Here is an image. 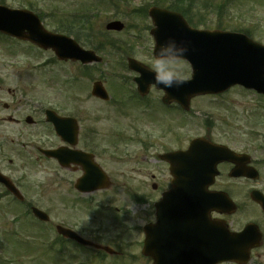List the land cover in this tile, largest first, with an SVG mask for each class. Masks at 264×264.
<instances>
[{
    "label": "flooded vegetation",
    "instance_id": "obj_1",
    "mask_svg": "<svg viewBox=\"0 0 264 264\" xmlns=\"http://www.w3.org/2000/svg\"><path fill=\"white\" fill-rule=\"evenodd\" d=\"M131 1L69 0L70 19L72 29L76 33V40L79 39L78 42L84 49H91L102 57L105 65L108 63L106 60L108 52H120L126 61L128 57L138 59V50L143 46L146 48L149 43L153 42L152 36H150L153 25L149 10L145 9V5L131 7ZM165 1L159 0L158 6L164 7ZM194 1L202 5L167 9L181 14L184 21L195 29L217 28L221 25L218 23V12L211 5H205L212 1ZM99 11L110 14L107 17L96 16L94 13ZM103 18L105 20H102ZM114 21L122 22L125 30L103 32L102 26L105 27ZM122 35L125 37L117 39ZM0 39L8 38L0 34ZM95 39L97 42L92 46L91 43H94ZM49 54L53 55L52 52ZM39 56L26 53L0 57V173L6 177L10 188H12L11 192L0 182V221L23 223L37 220L33 209L37 208L43 211L45 192H43L44 182L42 181L41 167L43 163H46L52 172V175H49L52 177L51 181L59 187H66V190L60 195L59 212L62 210L73 212L79 206L86 209L85 221L80 222L79 219L73 217L71 221L60 220L53 227L56 230L57 226L61 224L86 236L92 234V237L96 238L94 244L99 249L96 247L85 248L70 241L68 245L79 247L81 254H92V260L96 264H106L113 258L117 259L120 264H124L126 261L153 264L152 258L146 256L145 227L149 225L153 230L154 241L153 248L149 252L155 255L159 264H190L201 261L205 259V256L201 255L204 251V247L201 246L204 245L203 235L209 229V219L213 227L224 230V226L227 225L232 232L237 233L249 224L255 228L258 227L262 233L263 241L260 248L251 252L250 264H261V262L255 263L254 261L261 258L264 250V210L262 205L253 199V192H259L262 195L260 197H264V96L255 91L244 92L241 90V97L244 94L252 96L251 103H245L244 97L239 100L238 108L241 109L234 114L238 122L237 124L235 122L234 125L230 123V116H226L227 121H222L217 118V114L216 120L222 122L220 124L222 129L227 130L223 133L209 134L216 126L213 122L206 124V129L210 131L200 137H205L207 141L219 146H226L231 152L228 153L225 163L218 165L220 175L215 178L213 185L208 189V195L212 201L210 207L207 208L206 197L203 196L200 198L201 207L193 210L184 206L189 204V201L184 199L182 202L173 201L170 205L166 203L161 206L164 194L172 189L171 184L174 178L172 175L173 165L164 160L163 156L188 148L177 131L183 125V110L177 104L165 106L162 101L163 91L152 88L146 98H141L137 91L135 93L126 91L114 93L111 91L112 86L109 82L102 80L106 90L111 93V99L110 101L96 100L119 116H125L129 112L135 113L136 121L145 124L142 131L137 129L126 137L122 133L116 132L115 136L110 133L113 135L109 142V146L112 148H118L119 144L116 141L119 139L121 144L127 141V143L139 145L145 149L144 156H135L129 160L136 166L134 168L136 172L142 169L137 168L139 164L147 166V181L129 186L126 192L123 191L124 184L122 182L119 186L122 189V194L126 195L132 203L134 202L137 208L135 212L137 236L129 238L123 236L128 223L124 210L120 207H116L114 210L101 208L106 202L100 198L97 206L93 208L92 197L97 195L104 197L116 184L106 168L102 167L99 162V151L102 146L97 142L99 132L96 129L90 130L84 135L81 128L77 146V150L82 153L91 154L92 160L95 162L96 169L93 170L96 174L94 176L96 181L91 185L82 182V179L87 175L85 168L89 163V158L86 156H76L79 161L77 164L62 167L59 159H48L42 155L43 149L52 151L65 148V153H71L69 151H73V149L56 136L55 128L48 122L47 113L52 108L34 102L33 91L36 87L34 83L37 82L33 79L43 76L41 72L49 65L41 63L33 65V59L37 61L40 59ZM59 63L70 64L79 70L85 67L91 69L100 66L98 64L84 66L81 62L69 61L65 63L58 60ZM135 77H124V79L118 80L124 82V89L127 87V91H132V87L136 90ZM208 98L217 100L215 96ZM196 100L198 99L192 101V105ZM63 108L59 112L55 110L56 114L69 117L65 112L67 109ZM214 108L230 112L226 102L216 103ZM241 119L242 125H240ZM40 127L46 130L49 140L40 141ZM160 145H163L161 149ZM61 159L66 162L70 160L67 157ZM236 170L247 175L236 178L231 176V174L235 175ZM118 172L120 173V170ZM121 176L122 173H120ZM132 183H134L133 180ZM107 184L111 185L108 190L97 189L94 193L84 194L79 190V187L82 189L97 188L105 187ZM220 192L227 193L235 206L227 207L222 211L217 209L213 204L215 203L213 199L216 198L215 193ZM232 209L234 212H228ZM109 224L115 226L118 231L115 236L106 238L102 229L105 226L108 227ZM59 245L60 256L65 261L66 245ZM104 248H109L115 253H109L110 251L108 252Z\"/></svg>",
    "mask_w": 264,
    "mask_h": 264
},
{
    "label": "rangeland",
    "instance_id": "obj_2",
    "mask_svg": "<svg viewBox=\"0 0 264 264\" xmlns=\"http://www.w3.org/2000/svg\"><path fill=\"white\" fill-rule=\"evenodd\" d=\"M216 1V8L218 5L223 3L222 0ZM7 4L11 8H19L21 5V8L27 9H30L29 5H32V10L43 16V19L45 20L44 24L49 30H52V26L56 25L54 24L53 18L59 8L64 11L70 10L69 0H8ZM142 4L143 0H132L130 5L131 7H137ZM107 15L108 13L105 16ZM225 15V27H223L225 30H252L251 32L255 36V40L264 44V0H235V2L229 7L228 11H225ZM105 16L103 15V17ZM102 20L105 19L103 18ZM103 27L104 26H102V28ZM103 30H105V28H103ZM122 37L125 36H119L117 39H122ZM150 46L151 44L148 46L149 50L151 48ZM143 47L138 50V59H141L143 62L150 65L151 55L149 52H146V48ZM6 48V44H0V57H4V55L25 54L22 52L23 48L20 46L15 45L16 49L13 48L15 50L12 51L15 54H9ZM25 50L26 53H30L32 55L43 53L40 50L36 51V49L32 46H30V49L25 48ZM106 55L108 63L103 65L100 70L101 73L103 72L102 78H105L106 81L112 83L113 78L115 79L118 77L121 78L132 75L123 66L125 59H123L122 54L112 52ZM42 58L45 60L48 57L43 56ZM35 62L37 61H32L33 65ZM50 69L54 70L57 74L48 72L49 74L45 77L39 76L38 78L35 77L33 79L37 82L34 83L36 85L35 90L33 91V97L35 99L34 102L36 104L44 103L45 105H51L57 108H61V106H63L67 109L66 111L68 115H73L79 120L82 133H86V131L90 129H96L99 132L97 142L100 146H102L99 151V162L102 167L106 168L117 186L114 184L104 197L100 195L92 197L94 199L93 201L98 202L100 198L101 200H104L106 204L109 202V205L112 207H120L124 210L123 212H126L127 221L128 224H130L128 226H135L137 224V220L135 219V212L137 211V208L135 207L134 202L132 203L126 195L122 194V189H120L119 186L120 182H122L124 184L123 191L126 192L129 189V186L137 184L138 182L141 183L147 181V166L145 164H139L137 168L142 169L139 170V172H136L134 171L136 166L130 163L129 160V158L135 156H144L145 149L139 145L137 146L127 143V141L121 144L119 139L116 141L119 144L118 146L116 145L118 148H112L109 146V142L116 132L122 133L126 137L127 135H131L132 132L137 129L142 131L145 124L139 123L140 121H136L137 115H135V113L129 112V114H126L125 116H119V114L113 113V111L107 109L102 103L95 101V99L91 96V89L93 81L98 79L100 75H96L92 81L85 78H78L74 81V77L76 78L80 75L78 68L69 65L65 66L64 69L60 66H52ZM185 69V77H187L190 75V69L187 67ZM120 84L121 83L118 82L113 84L111 91L114 93H124L125 89ZM225 96L228 98L230 104L229 113H227L225 109L219 110L209 107L213 110L206 115L205 112L192 115L197 118V121L193 120L191 117L187 120V122L183 121L182 127H180L177 131L179 132V135L182 136L185 146L188 145V141L191 140V138L206 135L210 131L206 129V121L212 120L216 126L209 132V134H220L227 131L225 128L222 129L220 125L222 122H218L216 120L217 114V118L219 120L227 121L228 119H226V116H230V123L234 125L236 122L237 124L238 122L234 117V114L241 109L238 108L239 100L244 97L245 103H251L252 99V96L248 94H244L241 97L240 94H238V89L232 90L231 93H228ZM207 99L208 98L200 99L195 102V105L201 108V106L205 105L209 101ZM212 113H214V115H211ZM242 124L243 122L241 119L240 125ZM39 138L40 141H43V139L49 140L46 130L42 127H40L39 130ZM162 144L165 145L166 143ZM163 145L159 146L160 149ZM119 170L120 173H122L121 177L118 172ZM42 171V181L44 182L43 192H45L43 207L48 213H50L51 223L55 224L62 219L64 221L66 219L71 221L73 217L79 219L80 222L85 221L86 209H83V207L79 206L77 210H74L73 212H70L69 210H62L59 212V206H61L60 195L63 194L66 187H59L56 183L51 181L52 177L49 175H52V172L48 164L42 165ZM132 180L134 183H132ZM43 227L44 226L35 222L10 224L8 222L0 221V264H61L58 256L57 245L55 249H53L54 251L44 248L46 245L48 246L49 243L55 242L58 235L50 229L51 226H45V228ZM103 228L104 229H102V231L104 232L106 238L115 236L118 231V229L112 224ZM13 233L14 235L12 237ZM133 233L134 232H131L127 235V237H136L137 235ZM73 249L74 248L72 246H67L66 248V264H96L92 260V255H78L75 259H72L71 256L77 254V252ZM75 249H78V247H75ZM113 260L114 263L111 262V264H120L117 259ZM254 262H261V264H264V250L262 251L261 258L255 260ZM124 264L136 263L133 261H126Z\"/></svg>",
    "mask_w": 264,
    "mask_h": 264
},
{
    "label": "water",
    "instance_id": "obj_3",
    "mask_svg": "<svg viewBox=\"0 0 264 264\" xmlns=\"http://www.w3.org/2000/svg\"><path fill=\"white\" fill-rule=\"evenodd\" d=\"M151 15L156 20L164 14L161 10L153 9ZM171 15L176 17V15ZM108 28L109 30L115 29L118 31L123 29L119 23H112ZM182 29L166 27L165 29L158 28L154 30L155 47L162 45L169 37L190 40L192 42V50L189 52L186 61H189L191 67H193L192 79L185 81L180 87L164 88L163 85L156 86L154 73L136 60H130V69L136 70L141 74V77L137 80L138 91L143 96L149 92L151 85H155L156 88L165 90L166 95L163 100L166 104L177 102L185 110H188L191 98L200 95L221 94V92H225L235 85L245 86L252 90L255 89L264 94V45L253 42L242 34L196 32L187 25ZM0 31L22 40H29L45 50L52 49L61 59L68 60L70 58L82 60L86 63H91L93 60L100 61L96 57L90 58L93 53L81 50L70 38L58 34L55 35L45 30L38 17L26 10L12 11L3 6L0 7ZM93 93L101 99L108 98L107 92H105L101 84L95 85ZM67 122L69 124L72 121L65 119L54 121L58 135L64 139H68L71 136L74 138L73 144H76L78 126L73 121L69 132ZM191 142L192 144L187 151L171 155L173 160L180 161L181 164L184 162L186 167L185 169L182 167L181 174L179 168H173L172 174L175 179L172 185L174 187L172 191L165 194V200L170 201L176 195L186 193V191L181 189L183 184L205 183L204 188L195 189L194 191L207 192L208 187L219 174L217 165L222 161L221 158H218V156L213 158L211 166L206 164L201 166L206 158L205 155L208 148L203 140L197 139ZM210 147L213 149L212 146ZM52 154L54 153L49 152V157H52ZM171 157L165 156L164 158L170 160ZM198 166L202 169L198 170ZM257 200L263 204L260 198ZM224 202L222 200L221 205ZM38 216L43 221L48 220V217L44 214H38ZM209 225L211 226L210 223ZM224 230L222 233L214 234L210 232L208 235L210 250L207 251V255L210 258L207 259L205 264H217L220 261L229 260L239 264H247L251 260V250L258 248L261 244V233L258 230L254 234L250 233V227L239 234L230 233L227 227H224ZM59 233L77 242L90 244L70 230L59 229Z\"/></svg>",
    "mask_w": 264,
    "mask_h": 264
},
{
    "label": "clouds",
    "instance_id": "obj_4",
    "mask_svg": "<svg viewBox=\"0 0 264 264\" xmlns=\"http://www.w3.org/2000/svg\"><path fill=\"white\" fill-rule=\"evenodd\" d=\"M192 50L187 39L169 37L152 53L150 70L154 73L155 85L164 88L180 87L185 83L186 59Z\"/></svg>",
    "mask_w": 264,
    "mask_h": 264
},
{
    "label": "trees",
    "instance_id": "obj_5",
    "mask_svg": "<svg viewBox=\"0 0 264 264\" xmlns=\"http://www.w3.org/2000/svg\"><path fill=\"white\" fill-rule=\"evenodd\" d=\"M58 29L63 30V31H68V30H70V29H69V24L66 25L65 28H63V27L60 26ZM87 76H88V75H87Z\"/></svg>",
    "mask_w": 264,
    "mask_h": 264
}]
</instances>
